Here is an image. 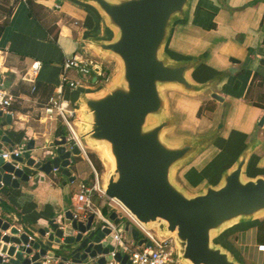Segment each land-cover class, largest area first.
<instances>
[{"label": "water", "instance_id": "1", "mask_svg": "<svg viewBox=\"0 0 264 264\" xmlns=\"http://www.w3.org/2000/svg\"><path fill=\"white\" fill-rule=\"evenodd\" d=\"M74 1L93 8L107 35L112 36L89 38L80 48V53L112 66L113 71L109 80L100 84L97 81L102 67L94 66L93 85L87 86L89 91L71 105L76 111L75 131L88 154L93 148L103 147L112 160L113 170L107 180L100 177L105 195L149 232L174 239L180 264H244L216 238L237 225L264 218V176L246 178L245 174L257 144L238 156L218 184H207L201 191L190 193L176 181V174L205 151L214 138L171 140L165 136L176 126L168 112L165 90L198 96L208 92L215 82L196 83L192 72L198 62L175 59L168 50L174 26L186 19L192 0ZM94 85L105 88L93 92ZM211 99L225 101L218 93H212ZM7 120L11 123L10 116ZM259 126L264 127V116ZM0 141L10 146V152L16 145L7 136H0ZM80 156L63 129L51 142L39 145L30 140L20 156L12 155L10 161L0 156V191L6 187L17 190L38 174L51 176L54 169L74 181L71 168ZM0 203L4 206L3 199ZM108 219L120 225L124 239L140 246L146 243L130 220H120L116 212ZM8 229L9 225L0 221V254L11 257L7 264H40L45 257L58 264H105L115 245L110 230L94 226V216L83 223L69 210L51 220L36 236L28 232L18 237L16 228L3 236ZM30 236L33 240L26 248ZM58 246L65 247V253L54 249ZM116 260L130 264L120 253Z\"/></svg>", "mask_w": 264, "mask_h": 264}, {"label": "crops", "instance_id": "2", "mask_svg": "<svg viewBox=\"0 0 264 264\" xmlns=\"http://www.w3.org/2000/svg\"><path fill=\"white\" fill-rule=\"evenodd\" d=\"M27 1L19 0L14 5L8 27L0 38L2 90L12 93L21 87L18 96L22 99L17 108L11 110V123H8V116L0 117V136H7L22 146L30 140L39 145L51 142L63 129L55 122L41 124L37 105L46 99L47 87L53 88L55 94L61 84L62 63L73 58L85 40L92 37L87 25L89 21H96L93 8L74 0H32L36 4L37 20L30 15ZM222 3L192 0L186 19L174 26L168 50L175 59L198 62L192 72L196 83L215 81L208 92L196 96L198 99L210 101L212 93L225 99L224 103L218 104V109L222 107L227 111L222 139L219 137L208 146L223 145L217 163H224L219 161L225 158L226 150L237 136L242 142L228 168L245 149L257 144L245 174L246 178L261 177L264 176V127H260L259 122L264 109L256 104L264 102V0H222ZM90 54L96 55L91 51ZM37 61L42 66L34 82L41 85V90L33 95L30 84L23 77ZM43 67L58 71L54 80L47 79L46 75V78L40 77ZM69 76L77 79L74 72ZM89 85L83 83L77 91L66 92L64 100L74 106L79 94L89 91ZM226 127L227 135L223 136ZM9 149L8 144L0 141V153ZM71 172L74 181L59 173L56 178L38 174L17 190L4 188L3 208L20 217L26 231L38 235L39 230L70 208L81 183L92 178V168L85 156H80ZM221 172L215 165L201 176L191 170L186 180L188 191H201ZM231 230L235 231V248L240 259L250 264H264V253L258 251L259 246H264V218L237 225Z\"/></svg>", "mask_w": 264, "mask_h": 264}, {"label": "built area", "instance_id": "3", "mask_svg": "<svg viewBox=\"0 0 264 264\" xmlns=\"http://www.w3.org/2000/svg\"><path fill=\"white\" fill-rule=\"evenodd\" d=\"M41 66V62H35L23 77V80L30 84L31 94L35 93L36 83L34 80L39 73ZM94 66L102 67V75L98 77L97 82L100 83L103 80L108 81L111 71L106 72V70H104V65L98 60L89 58L80 52L76 53L73 58L64 60L62 63L61 84L59 88H57L55 94L45 105H37L40 123H60L67 133V140L73 142L74 146L78 147L81 156H85L92 168V178L81 183L78 193L73 196L71 206L68 210L71 211L75 219L83 223H86L90 216H94V220L97 219L102 222V229H108L111 234H113V241L115 242L114 249L107 255V262L105 264H121V262L116 260V256L119 253L122 257L127 256L130 264H180L177 259V246L174 239L160 238L149 232L131 217L118 202L109 199L105 195L100 175L91 159H89L90 155L75 131L74 121L76 119V111L66 100H64V94L76 89L83 83L91 85L95 72ZM70 72L77 74V79H72L69 76ZM0 85L2 86V82H0ZM21 100V97L14 96L12 93H6L0 89V111L5 116H12L13 113L10 111V107L13 104H20ZM34 104H36V101ZM0 127H2V125ZM23 150L24 145L16 144L11 152L0 153V156L5 161H10L12 155L18 157L23 153ZM58 173L59 171L54 169L51 176L56 178ZM2 191L3 190L0 191V199H3ZM97 200L100 201L101 207L107 206L112 208L114 206L113 212L117 213L120 220H123L124 216H126L132 223H134L135 227L140 232V236L143 239H146V243L140 246L135 241L124 239L123 233L119 232L120 225H116L114 222L110 221L108 217L103 215L101 209L97 205ZM115 206H117L119 210H117ZM122 214L125 215L122 216ZM0 221L2 224L9 225V229L2 232L3 236H7L12 228L17 229L19 233L18 237L28 233V231L25 230V227L21 225V218L15 213L7 212L1 203ZM32 240L33 238L30 236L29 244L26 245V248L30 247V242ZM147 242H150L151 246H148ZM8 246L10 247L12 244L9 243ZM17 248L19 249L18 246ZM258 251L264 253V246H259ZM0 257L2 258L1 264H7L11 259L7 254H0ZM40 264H58V261L45 257L41 259Z\"/></svg>", "mask_w": 264, "mask_h": 264}, {"label": "rangeland", "instance_id": "4", "mask_svg": "<svg viewBox=\"0 0 264 264\" xmlns=\"http://www.w3.org/2000/svg\"><path fill=\"white\" fill-rule=\"evenodd\" d=\"M14 1L15 0H1L0 6L4 5L5 8H10L11 4H13ZM95 14H96L95 23H91V21H89L87 25L89 27L88 30L92 35L90 39H98V38L110 39L112 37L111 34L108 33L107 35V31L105 32L104 29V23L101 21L98 14L97 13ZM0 19H2V13H0ZM86 41H89V39H86ZM104 70H106V72L111 70L113 71V67L105 65ZM57 73L58 71L55 69H48L47 67H43L40 77L41 78L47 77V79L49 80H54L55 77L57 76L56 75ZM97 85H94V89L92 90L93 92H99L105 88L104 85L102 86H97ZM165 93L168 99V112L170 116L175 119L176 122V126L174 127V129H172L165 135L167 139L179 140L184 137L197 139V138H205L207 136H213L214 140L216 139L218 140L219 137L222 139L221 133L225 125V120H226L225 117L227 115V111L222 107L218 109L219 103L213 100L208 101L204 98L198 99L196 97L197 95L190 96V95L182 94L181 92H178L176 89L168 88L165 90ZM70 104L72 103L70 102ZM224 130L225 133L223 134V136H226L228 127H226ZM241 142L242 140L236 136L235 139L233 140V143H231L232 146L226 150L227 152L225 158L219 161V162H224L223 164L217 163V161L219 160L218 157L222 154V150H220V147L222 148L223 145H220V147H216L215 144H212L213 146H210V148H207L205 151L203 150L201 153H199V155L194 157L187 165H185L186 167H184L182 170L177 172L176 181L180 183L184 188H188L189 186L187 185L186 180H188L189 177L188 173L191 170L196 171L199 174V176H201L202 174L212 170L213 166L215 165L216 168L222 170L221 175L217 177L218 176L217 173L216 174L217 176L215 178H212V181L207 182V184H218L219 179H221L222 177V174L228 169L230 163H233L232 160L234 159L235 155L238 153L237 148L239 147V145H241ZM98 149H101L105 153H107L103 147L93 148L90 158L91 159L93 158L92 160L95 162V167L97 168L100 177L103 176L105 177L108 175V173L111 170H113L112 163L109 164L105 160L103 161V159H101L100 157ZM83 170L86 171L87 173L89 171L85 167L83 168ZM248 174H250V171H248ZM6 189H11V188L6 187ZM97 205L99 206L102 213L106 217H109V215L114 210L113 208L114 206L112 208L107 206L101 207L100 201H97ZM115 207L117 210H119L117 206ZM124 215L125 214H122V216ZM124 219L126 221H129V219L126 216H124ZM101 225L102 222H100L97 219L94 220V226L96 228L100 227ZM132 225L135 226L134 223H132ZM31 233L33 235L37 234V232H31ZM216 242L226 250L230 251V253L239 262L244 264H250L249 262H243L236 251L235 231L232 230L227 231L224 235L217 237ZM54 249L58 250V253L60 254L65 253L66 250V248L62 246L55 247Z\"/></svg>", "mask_w": 264, "mask_h": 264}, {"label": "trees", "instance_id": "5", "mask_svg": "<svg viewBox=\"0 0 264 264\" xmlns=\"http://www.w3.org/2000/svg\"><path fill=\"white\" fill-rule=\"evenodd\" d=\"M19 0H15L13 2V4H11L10 8H5L4 5L0 6V13H2V19H0V38L2 36V34L4 33L5 29L8 27V23H9V18L10 16L12 15V11H13V8H14V5L18 2ZM27 5H28V8L30 10V15L33 16L35 19L39 20V18L36 16L35 14V3L32 1V0H28L27 2ZM49 33H52V31L48 30ZM238 85H236L235 88H237ZM21 90V87L19 88V90L17 91H13L12 94L14 96H18L19 94V91ZM41 90V85H39L38 83L35 84V93L33 95H37ZM53 93H54V89L53 88H48L47 87V91L44 93V95L46 96V99L41 103L39 104L40 106L42 105H45L48 100L53 96ZM17 105L18 104H13L11 107H10V111L12 109H15L17 108ZM256 106L260 109H264V102H261V104H256ZM91 159V158H90ZM93 159V158H92ZM91 159L92 163L94 162L93 160ZM93 165L95 166V162L93 163ZM96 168V167H95ZM97 169V168H96Z\"/></svg>", "mask_w": 264, "mask_h": 264}, {"label": "bare ground", "instance_id": "6", "mask_svg": "<svg viewBox=\"0 0 264 264\" xmlns=\"http://www.w3.org/2000/svg\"><path fill=\"white\" fill-rule=\"evenodd\" d=\"M99 150V154H100V157H101V159H103V161L105 160L107 163H112V160H111V158L108 156V154L107 153H105L103 150H101V149H98ZM103 178H104V180L106 181L107 180V177L105 176H103Z\"/></svg>", "mask_w": 264, "mask_h": 264}]
</instances>
